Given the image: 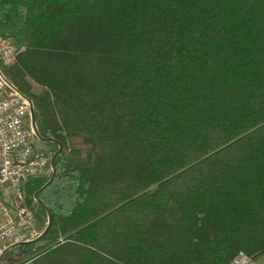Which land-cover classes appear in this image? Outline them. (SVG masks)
Returning <instances> with one entry per match:
<instances>
[{"label": "trees", "instance_id": "trees-1", "mask_svg": "<svg viewBox=\"0 0 264 264\" xmlns=\"http://www.w3.org/2000/svg\"><path fill=\"white\" fill-rule=\"evenodd\" d=\"M0 37L23 48L2 71L52 153L51 173L22 185L49 231L6 253L264 256V0H0Z\"/></svg>", "mask_w": 264, "mask_h": 264}, {"label": "built area", "instance_id": "built-area-1", "mask_svg": "<svg viewBox=\"0 0 264 264\" xmlns=\"http://www.w3.org/2000/svg\"><path fill=\"white\" fill-rule=\"evenodd\" d=\"M20 51L14 40L0 37V264L6 245L30 243L40 235L31 213L25 209L15 212L9 202L15 193L14 183L20 177L24 181L40 178L52 159L51 152L37 148L38 139L29 123L30 101L2 71L15 63ZM33 260L25 258L13 264H32ZM228 264L259 263L239 251Z\"/></svg>", "mask_w": 264, "mask_h": 264}, {"label": "rangeland", "instance_id": "rangeland-1", "mask_svg": "<svg viewBox=\"0 0 264 264\" xmlns=\"http://www.w3.org/2000/svg\"><path fill=\"white\" fill-rule=\"evenodd\" d=\"M15 43H16V46L20 49V50H23V48L20 46V42L19 40H14ZM41 91L40 87H38L37 85H34L31 83V93L32 94H39ZM37 148H40L41 150L43 151H46V152H51L49 147L46 146L44 143H42L41 141L38 140V143H37ZM52 171V168H50V171L47 173L46 176H48ZM33 179V178H32ZM36 179V178H35ZM10 203L13 204V207L16 208L17 210H27L29 213H30V208L29 206L27 205L26 203V197H25V194L23 193L22 197H18L16 195V192L8 198ZM35 224V223H34ZM33 256H27V255H17V254H8V253H5L3 259H2V264H13L15 262H18L20 260H23L25 258H31ZM262 258V257H261ZM257 262L259 264H262V262L260 261V259L257 260Z\"/></svg>", "mask_w": 264, "mask_h": 264}, {"label": "water", "instance_id": "water-1", "mask_svg": "<svg viewBox=\"0 0 264 264\" xmlns=\"http://www.w3.org/2000/svg\"><path fill=\"white\" fill-rule=\"evenodd\" d=\"M30 104H31V102H30ZM31 106H32V104H31ZM33 108H31V120H32V126H33V129H34V132H35V135H36V137L39 139V140H42L41 138H40V136H39V134L37 133V130H36V128H35V124H34V121H33ZM55 158V156H53V159ZM53 171H54V169H53ZM24 182V179L23 178H18V180L15 182V184H14V187H15V190H16V195L18 196V197H22V195H23V188H22V183ZM46 185H48V184H46ZM44 187H46V186H44ZM43 187V188H44ZM42 188V189H43ZM41 189V190H42ZM41 190H39V191H41ZM38 191V192H39ZM38 192H36L35 194H34V199L35 200H37L36 198H37V193ZM39 202V204L42 206V207H44L45 208V205L42 203V202H40V201H38ZM46 212H47V214H48V220H49V222H48V225H47V227H46V229H45V231L43 232V233H41V235L39 236V238L36 240L37 242L38 241H40L41 239H43L44 238V236L47 234V232L49 231V228H50V224H51V214H50V211L48 210V209H46ZM16 246H18V244H13V245H11L10 247H9V249H12V248H15Z\"/></svg>", "mask_w": 264, "mask_h": 264}, {"label": "bare ground", "instance_id": "bare-ground-1", "mask_svg": "<svg viewBox=\"0 0 264 264\" xmlns=\"http://www.w3.org/2000/svg\"><path fill=\"white\" fill-rule=\"evenodd\" d=\"M29 123H30V126H31V128H32V130H33V126H32V120H30L29 121ZM33 132H34V130H33ZM34 134H35V132H34ZM36 136V135H35ZM38 139V138H37ZM39 140V139H38ZM39 141H42V140H39ZM51 161H52V159H51ZM51 166H52V162H51V164H49L47 167H46V171H45V173L41 176V177H44V176H46L47 175V173L50 171V168H51ZM40 177V178H41ZM31 179V178H30ZM27 180V179H26ZM25 182V181H24ZM24 182L22 183V185L24 184ZM15 184V183H14ZM15 192H16V190H15ZM10 202V201H9ZM13 205V204H12ZM11 245H13V244H11ZM11 245H8V248H4V255H5V253L7 252V251H9V247L11 246ZM4 255H3V257H4ZM257 261V260H256Z\"/></svg>", "mask_w": 264, "mask_h": 264}, {"label": "crops", "instance_id": "crops-1", "mask_svg": "<svg viewBox=\"0 0 264 264\" xmlns=\"http://www.w3.org/2000/svg\"><path fill=\"white\" fill-rule=\"evenodd\" d=\"M14 211L17 212V211H20V210H17L16 208H14ZM260 261L262 262V264H264V256L262 258H260Z\"/></svg>", "mask_w": 264, "mask_h": 264}]
</instances>
